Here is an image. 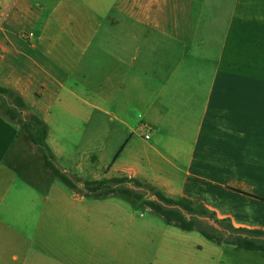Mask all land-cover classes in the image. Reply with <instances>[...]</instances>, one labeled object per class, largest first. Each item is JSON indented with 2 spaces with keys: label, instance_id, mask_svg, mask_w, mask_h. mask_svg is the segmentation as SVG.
Returning a JSON list of instances; mask_svg holds the SVG:
<instances>
[{
  "label": "crops",
  "instance_id": "obj_1",
  "mask_svg": "<svg viewBox=\"0 0 264 264\" xmlns=\"http://www.w3.org/2000/svg\"><path fill=\"white\" fill-rule=\"evenodd\" d=\"M0 86L47 124L51 147L52 130L79 122L114 139L129 132L96 180L148 182L264 232V0H0ZM16 127L0 161V264H70L45 213L63 203L15 190L22 158L54 178ZM48 191L65 197L54 179Z\"/></svg>",
  "mask_w": 264,
  "mask_h": 264
},
{
  "label": "rangeland",
  "instance_id": "obj_2",
  "mask_svg": "<svg viewBox=\"0 0 264 264\" xmlns=\"http://www.w3.org/2000/svg\"><path fill=\"white\" fill-rule=\"evenodd\" d=\"M85 99L88 101L87 96ZM81 115L84 119L85 114ZM94 124L85 125L79 122L76 130H52L57 146H49L56 156L57 166L70 178H78L81 187L84 182L100 179L101 174L105 175L130 136L129 132H125V135L114 139L107 136L104 128L94 130ZM73 125L71 123V126ZM24 134L27 136L25 132ZM47 143L49 144L48 141ZM133 151L130 147L126 154ZM93 154L98 157L96 166L100 169L99 172L89 161ZM124 156L129 159V155ZM79 164L85 165L79 169ZM36 165L38 166L37 161L30 157L19 160L16 165L19 175L16 177L15 190L18 196L20 191L27 192L29 196L25 195V199L28 198L29 201L32 198L31 190L39 197L48 195L47 202L50 204L53 203V198L59 204L63 203L64 211L60 209L57 213L56 210L49 209L45 213H48L50 234L53 225L57 226L59 223L62 226L63 231L62 234L59 232V235H62L66 257L70 254L72 261L67 260L70 264H264L263 252L239 250L225 243L213 244L198 231L185 232L167 225L160 215L141 203L133 206L119 197L93 200L81 196L85 199L84 203L81 202L83 207H73L72 203L78 202L73 191L52 178L56 180L59 188L65 191V197L61 193L51 195L48 189L52 179H48L47 175L36 169ZM128 187L157 201L144 188L134 187L132 184ZM163 205L169 209L174 208ZM41 213V208L38 211L28 210L24 212L23 218L36 220L41 217ZM184 213L187 218H191L186 211ZM19 214H14L13 217ZM200 222L204 227L223 234L224 229L216 221V225L222 230L216 229L207 221Z\"/></svg>",
  "mask_w": 264,
  "mask_h": 264
},
{
  "label": "trees",
  "instance_id": "obj_3",
  "mask_svg": "<svg viewBox=\"0 0 264 264\" xmlns=\"http://www.w3.org/2000/svg\"><path fill=\"white\" fill-rule=\"evenodd\" d=\"M28 109L26 102L19 94L0 86V161L5 158L18 134L17 125L28 135L30 142L43 158L50 174L65 184L75 194L93 200H105L112 197L124 198L133 206L141 203L160 215L167 225L177 227L185 232L198 231L213 244L220 245L225 243L233 245L239 250L264 253V240L242 237H231L229 240H225L222 234L204 227L196 216L212 218L224 230L233 234H246L258 238L264 236L263 231L236 228L229 221L218 219L214 212H211L203 205L185 199L170 198L148 182L122 177L86 181L83 187L79 186L80 180L78 178H70L68 174L57 166L56 156L47 143L49 133L47 124L35 114L25 115ZM129 184L146 189L157 201L150 199L145 194L136 192L128 187ZM160 202L168 206L180 207L192 216L191 220L189 221L180 210L166 208Z\"/></svg>",
  "mask_w": 264,
  "mask_h": 264
},
{
  "label": "water",
  "instance_id": "obj_4",
  "mask_svg": "<svg viewBox=\"0 0 264 264\" xmlns=\"http://www.w3.org/2000/svg\"><path fill=\"white\" fill-rule=\"evenodd\" d=\"M155 198V197H154ZM162 204V203H161ZM174 209H178L182 212V214L185 216V211L183 209H181L180 207H174ZM186 217V216H185ZM192 218V216H191ZM191 218H188V220L190 221ZM196 218L199 220V221H207L209 222L210 224H212L216 229L218 230H222L221 227L219 225H216L215 223V220L212 219V218H209V217H202V216H196ZM225 238V240H229L231 237H242V238H248V239H260V240H264V236L263 237H258V238H255V237H252V236H249V235H246V234H233L229 231H226L224 230L223 231V234H222Z\"/></svg>",
  "mask_w": 264,
  "mask_h": 264
},
{
  "label": "built area",
  "instance_id": "obj_5",
  "mask_svg": "<svg viewBox=\"0 0 264 264\" xmlns=\"http://www.w3.org/2000/svg\"><path fill=\"white\" fill-rule=\"evenodd\" d=\"M146 139H149V136L148 135H146Z\"/></svg>",
  "mask_w": 264,
  "mask_h": 264
}]
</instances>
